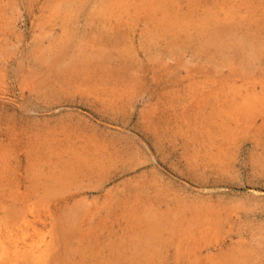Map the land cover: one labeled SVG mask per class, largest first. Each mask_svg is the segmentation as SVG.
<instances>
[{
    "label": "rangeland",
    "instance_id": "obj_1",
    "mask_svg": "<svg viewBox=\"0 0 264 264\" xmlns=\"http://www.w3.org/2000/svg\"><path fill=\"white\" fill-rule=\"evenodd\" d=\"M21 211L51 264H188L190 223L264 264V0H0L2 234Z\"/></svg>",
    "mask_w": 264,
    "mask_h": 264
},
{
    "label": "bare ground",
    "instance_id": "obj_2",
    "mask_svg": "<svg viewBox=\"0 0 264 264\" xmlns=\"http://www.w3.org/2000/svg\"><path fill=\"white\" fill-rule=\"evenodd\" d=\"M161 2V1H159ZM154 7V6H152ZM241 10V9H240ZM183 30V29H182ZM244 37V36H243ZM211 41V40H210ZM213 41V40H212ZM63 42V41H62ZM223 43V42H222ZM253 45V44H252ZM255 45V44H254ZM256 47V46H255ZM233 48V47H232ZM58 49V48H57ZM80 50V49H79ZM238 50V49H237ZM250 50V49H249ZM74 51V50H73ZM247 53V52H246ZM76 54V53H75ZM82 57V56H81ZM56 61V60H55ZM80 62V61H79ZM70 64V63H69ZM75 64V63H74ZM249 64V63H248ZM61 70V69H60ZM66 73V72H65ZM96 73V72H95ZM55 74V73H54ZM53 74V75H54ZM68 74V73H67ZM61 75V74H60ZM61 78V77H60ZM65 79V77H64ZM48 80V79H47ZM78 80V79H77ZM53 81V80H52ZM64 81V80H63ZM60 82V81H59ZM45 83V82H44ZM47 84V83H46ZM63 85V84H62ZM51 87V86H50ZM256 89L255 87L253 88V90ZM58 90V89H57ZM252 90L249 91V89H247V95L246 96H250L252 95ZM245 97V96H244ZM246 104V106L244 107H236V106H227L225 107V111L228 114V118L229 120H231V122H235L237 126L238 122H240V120L243 119L244 116L248 115V112L250 111V109L254 106L251 101H245L244 102ZM244 109V113H242V110ZM252 110V109H251ZM227 128V127H226ZM221 149V148H220ZM224 150V149H222ZM220 150V151H222ZM80 168V167H79ZM111 174V173H110ZM64 179V178H63ZM97 187V186H96ZM91 189V188H90ZM24 210V209H23ZM32 211V210H31ZM22 212V211H21ZM50 212V211H49ZM30 213V212H29ZM38 213V212H37ZM32 214V213H31ZM34 214V218L32 220V218L29 217L28 212L23 211L18 218H16L15 222H11L5 233L2 234L0 231V251H1V255H0V264H51V258L52 257H57V252H54V250H56V247L58 246L60 240H56L53 237L51 238V240L48 242L45 241V243L43 245H35V244H31L29 243L30 240H32L34 238V236L40 234L42 231V229L44 227H47L48 225L53 223V220L49 221V217L52 216L50 215L48 218H43L40 215H37L33 212ZM48 214V213H47ZM199 214V213H198ZM49 215V214H48ZM51 219V218H50ZM54 219V218H53ZM15 220V219H14ZM190 220V219H189ZM66 226V225H65ZM48 228V227H47ZM46 228V229H47ZM53 228V227H52ZM55 230V229H54ZM188 230V235H189V240H191V242L189 243V247H188V253H187V262L188 264H204L205 259L202 256L203 254V243H200L199 245L196 244V249L194 247H192V236H193V229L191 227V223H190V227L188 226L187 228ZM186 230V231H187ZM45 233V232H44ZM51 233V232H50ZM43 234V233H42ZM154 234L156 233H151L150 234V238H148L147 240H151L152 238H154ZM42 236V235H41ZM202 236V235H200ZM217 237V236H216ZM218 238V237H217ZM143 239V238H142ZM200 239V238H199ZM36 240V239H35ZM139 240V239H138ZM144 240V239H143ZM196 240V239H195ZM205 240V239H204ZM145 241V240H144ZM218 241V240H217ZM141 242V241H140ZM146 242V241H145ZM192 243V244H191ZM132 244V243H131ZM212 244V243H211ZM214 244V243H213ZM219 244V243H218ZM222 244V243H221ZM139 245V244H138ZM137 242H136V246ZM215 245V244H214ZM213 245V246H214ZM151 246V245H150ZM187 247V246H186ZM223 247V246H221ZM213 248V247H212ZM224 248V247H223ZM221 248V249H223ZM112 249V248H111ZM131 249V248H129ZM219 249V247H218ZM230 249V248H229ZM105 250V249H104ZM137 250V249H136ZM195 250V251H194ZM207 250V249H206ZM210 250V249H209ZM116 251V250H115ZM118 251V250H117ZM138 251V250H137ZM54 252V253H53ZM120 253V252H119ZM125 253V252H124ZM131 253V252H130ZM122 254V253H121ZM121 254H114L116 255V263L115 261H113V264H121ZM136 253H133V256ZM221 254V252H220ZM113 255V254H112ZM113 255V256H114ZM127 255V254H126ZM128 256V255H127ZM221 256V255H220ZM131 256H129L130 258ZM213 257V258H212ZM214 257L216 256H209L208 259L212 260L211 264H220L219 260H214ZM54 258V259H55ZM59 258H61V255L59 256ZM59 258H58V262H59ZM125 259V258H124ZM135 259V258H134ZM128 260V257H127ZM130 260V259H129ZM57 261H55L53 264H57ZM133 261V260H130ZM129 261V262H130ZM108 264H111L108 262ZM125 264V263H124ZM128 264V263H127ZM133 264V263H132ZM205 264H209L208 261L205 262Z\"/></svg>",
    "mask_w": 264,
    "mask_h": 264
}]
</instances>
